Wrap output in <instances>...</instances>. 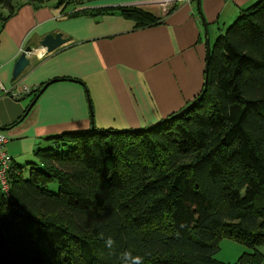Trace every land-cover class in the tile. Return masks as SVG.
I'll use <instances>...</instances> for the list:
<instances>
[{"label":"trees","instance_id":"16d2710c","mask_svg":"<svg viewBox=\"0 0 264 264\" xmlns=\"http://www.w3.org/2000/svg\"><path fill=\"white\" fill-rule=\"evenodd\" d=\"M51 140L29 179L14 165L10 198L0 187V264H120L126 250L144 264H222L224 239L264 245V0L218 37L203 91L177 114Z\"/></svg>","mask_w":264,"mask_h":264},{"label":"crops","instance_id":"0c3cea01","mask_svg":"<svg viewBox=\"0 0 264 264\" xmlns=\"http://www.w3.org/2000/svg\"><path fill=\"white\" fill-rule=\"evenodd\" d=\"M160 1L0 3V82L17 93L51 83L29 114L37 95L0 99V135L15 166L37 162L53 137L92 129V119L99 130L130 131L180 112L204 89L207 40L212 48L260 0H195L168 13ZM118 8H137L155 24L139 27ZM57 34L68 42L39 55L45 37ZM28 48L29 66L14 80Z\"/></svg>","mask_w":264,"mask_h":264},{"label":"built area","instance_id":"2783aa9c","mask_svg":"<svg viewBox=\"0 0 264 264\" xmlns=\"http://www.w3.org/2000/svg\"><path fill=\"white\" fill-rule=\"evenodd\" d=\"M195 0H161L160 4L165 10V13L169 12L170 10L175 7L176 4L179 3H193ZM38 89H30L28 87H24L18 93L14 91V89H9L5 86L2 82H0V99L3 96H9L14 100H22L27 96H32L37 93ZM8 140L5 136L0 135V187L2 193L7 197L10 198V172L14 167L12 157L6 151V145Z\"/></svg>","mask_w":264,"mask_h":264},{"label":"rangeland","instance_id":"374dc122","mask_svg":"<svg viewBox=\"0 0 264 264\" xmlns=\"http://www.w3.org/2000/svg\"><path fill=\"white\" fill-rule=\"evenodd\" d=\"M32 163L38 164L37 162ZM22 166L24 168V178L29 179L32 165L25 163ZM51 191H56L54 184ZM213 260L222 264H242V261L243 264H264V245L248 248L232 240L224 239L220 244L219 251L214 254Z\"/></svg>","mask_w":264,"mask_h":264},{"label":"water","instance_id":"95a60500","mask_svg":"<svg viewBox=\"0 0 264 264\" xmlns=\"http://www.w3.org/2000/svg\"><path fill=\"white\" fill-rule=\"evenodd\" d=\"M200 0H197V3L199 5ZM207 36V34H206ZM68 42V40L63 39V35L57 34V35H48L45 37V39L41 43V48L46 49L44 51V55H47L49 53L54 52L55 50L59 49L63 45H65ZM33 50L31 48H28L25 53L20 57L18 60L15 71H14V80H17L23 72L26 70V68L29 66V59H28V54L32 53ZM211 53H212V48L210 45L209 40H207V68H206V75L208 73V69L210 66L211 62ZM55 82V81H54ZM51 83L47 84L44 86V88L38 93V95L35 97L33 100L32 104L28 108L26 114H29L30 111L33 109L37 101L39 100L40 96L45 92V90L49 87ZM92 118H93V113H92ZM95 123L94 120L92 119V129H95Z\"/></svg>","mask_w":264,"mask_h":264},{"label":"clouds","instance_id":"9594fccd","mask_svg":"<svg viewBox=\"0 0 264 264\" xmlns=\"http://www.w3.org/2000/svg\"><path fill=\"white\" fill-rule=\"evenodd\" d=\"M44 51H46V49ZM114 245V239L108 237L105 241V246L109 249H112ZM119 262L120 264H144V257L138 254H134L132 250H126L120 254Z\"/></svg>","mask_w":264,"mask_h":264},{"label":"bare ground","instance_id":"6f19581e","mask_svg":"<svg viewBox=\"0 0 264 264\" xmlns=\"http://www.w3.org/2000/svg\"><path fill=\"white\" fill-rule=\"evenodd\" d=\"M39 55H41V56H43L44 55V49L40 52V54ZM40 56V57H41Z\"/></svg>","mask_w":264,"mask_h":264}]
</instances>
